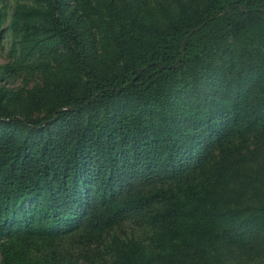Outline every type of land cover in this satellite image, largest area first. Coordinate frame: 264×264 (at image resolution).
I'll use <instances>...</instances> for the list:
<instances>
[{
  "label": "trees",
  "instance_id": "16d2710c",
  "mask_svg": "<svg viewBox=\"0 0 264 264\" xmlns=\"http://www.w3.org/2000/svg\"><path fill=\"white\" fill-rule=\"evenodd\" d=\"M7 31L0 264H264V0H0Z\"/></svg>",
  "mask_w": 264,
  "mask_h": 264
},
{
  "label": "rangeland",
  "instance_id": "374dc122",
  "mask_svg": "<svg viewBox=\"0 0 264 264\" xmlns=\"http://www.w3.org/2000/svg\"><path fill=\"white\" fill-rule=\"evenodd\" d=\"M10 37V32L7 31L4 37L3 42L0 44V64L7 61L8 58V43L7 40ZM19 81L18 83H20Z\"/></svg>",
  "mask_w": 264,
  "mask_h": 264
}]
</instances>
